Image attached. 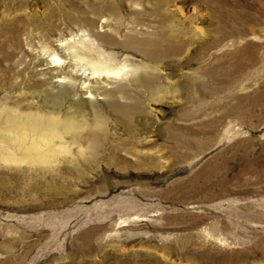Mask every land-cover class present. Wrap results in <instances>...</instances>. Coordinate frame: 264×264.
<instances>
[{"label": "rangeland", "instance_id": "obj_1", "mask_svg": "<svg viewBox=\"0 0 264 264\" xmlns=\"http://www.w3.org/2000/svg\"><path fill=\"white\" fill-rule=\"evenodd\" d=\"M170 22L175 51L155 63L149 29L128 39L127 25ZM48 31H81L151 86L123 117L85 103L75 122L104 134L97 153L68 135L71 153L49 135L47 155L22 149ZM0 149V264H264V0H0Z\"/></svg>", "mask_w": 264, "mask_h": 264}, {"label": "bare ground", "instance_id": "obj_2", "mask_svg": "<svg viewBox=\"0 0 264 264\" xmlns=\"http://www.w3.org/2000/svg\"><path fill=\"white\" fill-rule=\"evenodd\" d=\"M104 20V22H106L107 18ZM173 28L174 25L170 22L164 23L163 25H148L145 26V28L141 27L140 30H137L136 26L129 27V25H127V29H125L130 32V35L128 36V39L130 40H135L136 36L134 33H143L144 30L149 29L148 31H150L151 34L145 35L146 38L139 39V43H143L147 46V48L143 47L141 51L145 53V56H147L150 61L155 63V58L158 57L159 54L170 56L174 53L176 35L178 34H176V28ZM172 29L175 30V32ZM78 34L80 36V39L78 40H75V34L57 35L56 37L53 36L51 38L49 31L48 34L43 32L40 34L36 33L34 36L38 40L43 38L46 44L35 48L30 55V64L33 71L32 75L36 81L41 83V86L40 89L32 91L31 95H29L30 99H28L29 102H34V98H36L37 102H35L39 105L37 112H32L27 117V120L32 122L31 128L34 132L31 136L32 141L29 145L21 144L23 151L29 155L41 156L48 154L50 141L44 143L43 141H40V139L38 140V138L43 139L45 136L48 137V135L51 138H57L60 141L61 152H72L70 148L62 145L65 135H68L66 137H69V140L73 143H80L83 140L87 141L84 148H73L76 154L82 155L85 152L91 154L97 153L104 140V134L102 132L101 134L96 133L95 128V130L92 129L89 132L85 131L86 133H83V130L86 129L84 124H78V122H75V116L84 115L83 107L85 103L93 101L92 112L96 118V115L100 116L102 112L100 110L101 108H98V100H102L106 106L115 110L119 116L123 117L126 116L125 110H127L129 106H127V104H122L121 102L125 103L127 100H130V98L131 100H135L136 94H139L141 91V87H151L149 85H144L145 78L137 73L138 67L136 65H127L129 70H124V67L120 64L105 61L100 55L94 52V50L92 51L89 45L84 43L86 39L81 34V31L78 32ZM64 100L69 101L71 106L70 111L72 112L69 111L65 113L66 115L61 117L59 112L56 114L51 113L52 111H46V107L60 108ZM15 120L16 122H14L18 124V126L20 123L27 121L23 120V118L20 119V117ZM6 137L7 136H5V138ZM21 137L22 139H26L25 137L23 138V135Z\"/></svg>", "mask_w": 264, "mask_h": 264}]
</instances>
